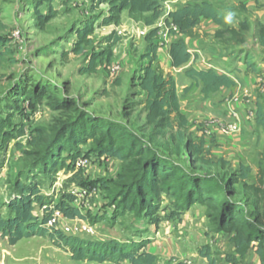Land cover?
I'll list each match as a JSON object with an SVG mask.
<instances>
[{"label":"rangeland","instance_id":"rangeland-1","mask_svg":"<svg viewBox=\"0 0 264 264\" xmlns=\"http://www.w3.org/2000/svg\"><path fill=\"white\" fill-rule=\"evenodd\" d=\"M187 2L190 1L180 0L170 7ZM48 5L58 14L41 29L37 25V13L45 14ZM106 10L107 5L98 0H53L50 4L44 0H0V43L10 52L0 57V217L9 215L7 206L17 194V183L39 184L44 202L50 205L63 192L84 187L90 190L91 198L82 200L77 207L86 215L83 221L94 226V234L76 236L99 242L146 240L149 242L146 251L156 253V264L183 261L228 264L225 256L232 253L233 246L226 234L215 232L211 208L194 204L181 212L171 196L160 194L155 196L158 210L152 218L161 221L155 227L144 214L128 212L117 205L116 186L121 174L137 173L141 149L166 160L186 177H210L225 183L228 176L247 168L246 185L257 186L261 179L260 187L264 191V47L258 39L259 28L264 26V0H256L253 7L226 6L222 13L224 25L205 23L188 35L195 40L192 49L199 51L194 53L198 56L197 66L218 74L232 73L235 79V88L222 89L204 102L196 92L184 93L181 87L186 81L177 78L180 108L190 122L188 132L204 141L208 159L218 164L213 167L195 162L171 137L145 123V97L136 80L142 64L146 63L140 59L148 31L142 22H133L123 12L119 26L96 30L92 47L85 48L82 55L70 52L75 39L73 30L87 20L98 19L96 23H99ZM240 22H246L248 30L241 31ZM110 33L120 37L113 47L111 63H105L93 74H81L89 54L108 45L106 37ZM246 62L252 67L244 65ZM115 65L120 67L119 71L111 73ZM37 85L50 88V96L58 102L73 103V108H57L48 97L34 96ZM234 96L239 98L233 106L240 114V131L219 137L218 124L232 121L227 105ZM259 110L261 118L257 116ZM82 119L93 120L103 130H109L111 145L122 149L125 160L102 155L99 147L107 142L97 135L74 147L80 157L89 161L87 166L76 169L71 148L69 152L59 148L51 168L46 172L35 170L33 157L41 150L35 147L39 142L37 130H43L53 141L60 126ZM61 134V141L66 143V137ZM234 189L233 198L247 209L252 220L258 216L264 225V198L242 185ZM172 213L178 214L170 218ZM64 224L60 220L59 225ZM200 251L208 253L209 260L202 258ZM0 264L99 263L72 261L66 251L55 247L47 238L34 236L13 246L0 239ZM240 264H258V261L254 255Z\"/></svg>","mask_w":264,"mask_h":264},{"label":"trees","instance_id":"trees-1","mask_svg":"<svg viewBox=\"0 0 264 264\" xmlns=\"http://www.w3.org/2000/svg\"><path fill=\"white\" fill-rule=\"evenodd\" d=\"M53 0H44L50 4ZM73 0H67L71 2ZM170 0H98L100 4H106V15L98 19L87 20L73 30L74 43L70 52L74 55H82L84 49L92 47L93 36L96 30L103 27H117L121 22V14L127 13L130 20L135 23L142 22L145 27L150 28L145 34L146 47L140 59L143 63L137 75V86L144 95L143 104L146 125L154 128L160 134H165L178 145L184 148L185 153L195 162L204 166H217L208 159L205 151V143L202 139H195L188 132L189 118L182 112L180 101L177 95L176 84L172 76H164L155 65L161 47L156 43L157 28L156 22L164 13V4ZM45 14L37 13V25L44 28L52 19L57 16V11L48 5ZM166 22H171L176 28L175 39L169 46L170 66L179 69L186 66L196 56L189 53L185 41L181 36H188L202 22L210 21L215 26L225 24V17L214 5L205 0H191L190 3L182 6H174L167 13ZM241 31L248 30L246 22H240ZM259 43L264 47V26H260ZM120 40L115 33L106 37L108 45L101 51L91 52L87 66L80 69L81 74H93L105 63H111L113 58V47ZM0 43V57L3 53H10L8 47ZM248 67H252V64ZM184 74L191 80V84L183 90L188 93L193 85L200 88L203 99L210 98L222 89H230L235 82L227 74H218L213 69H196L193 66L185 69ZM33 94L43 95L53 100L51 105L57 108L70 110L73 103L68 101L58 102L55 97L50 96L51 89L37 85ZM23 92V89H18ZM20 94V93H18ZM19 96V95H17ZM25 96V94H24ZM257 116L261 118L259 110ZM260 125L262 121L258 120ZM60 130L53 141L43 130H37V142L35 147L41 150L34 154L35 170L47 171L56 158L57 150L64 148V151L72 150V158L76 161L80 153L74 149L76 145L84 144L86 138H95L97 135L103 137L105 145L99 147L100 152L106 158H115L124 161L122 149L111 145L109 130H103L93 120L82 119L76 123L66 124L59 127ZM63 132L67 142L61 141ZM72 145H74L72 147ZM68 146V147H66ZM128 151H131L129 149ZM142 155L137 173L134 176L121 174L118 177L116 186L117 205L128 212L144 214L152 221V225L158 226L161 219L152 218L157 212L155 196L166 194L175 200V207L185 211L194 204L205 205L212 209L210 215L214 230L217 233L226 234L233 246V251L225 256L229 264L242 262L250 251H253L258 264H264V225L258 216L253 220L248 216L247 209L234 199L235 186L242 185L250 189L255 196L264 198V191L261 189L262 180L256 185H246L248 169L244 168L240 174L230 175L226 182L222 183L213 178H202L196 175L186 177L178 168L171 166L166 160L157 155L149 154L148 151L139 150ZM17 194L7 206L9 215L6 218L0 217V239L7 240L13 246L22 239L34 236L47 238L55 247L66 251L72 261L94 262L112 264H156V257L146 251L149 244L146 240L139 242L131 241H92L80 238L76 235H67L57 228V225H48L55 211L69 220H85L78 207L74 205L75 197L69 191L63 192L59 199L50 205L44 202L40 194V187L37 183L26 185L16 184ZM178 213H172L170 218ZM253 221V222H252ZM202 258L209 260V254L200 251Z\"/></svg>","mask_w":264,"mask_h":264},{"label":"built area","instance_id":"built-area-1","mask_svg":"<svg viewBox=\"0 0 264 264\" xmlns=\"http://www.w3.org/2000/svg\"><path fill=\"white\" fill-rule=\"evenodd\" d=\"M180 0H170L167 1L164 4V13L162 17L156 22L154 25V28H157V39L156 43L159 44L161 49H163L165 46H170V44L175 39V33H177V28L169 21L166 22L165 18L167 16V13L171 11L172 7H170V4H175ZM148 30L150 28H147ZM148 32V31H147ZM17 36L18 33H15ZM160 49V51H161ZM119 66L115 65L111 68V73H117L119 71ZM247 93H245L246 95ZM239 102V98L234 96L230 103L227 105V109L229 111V114L232 118L231 122H228L226 124H218V133L219 137H228L235 135L239 133L240 131V114L237 112L234 108V104ZM89 161L84 157H79L75 161L76 169L83 168L87 166ZM69 193L72 194L75 197L74 205L77 207V205L85 199L91 198V192L88 188H74L70 189ZM64 220V225H59L60 220ZM48 225H57V228L60 229L63 233L67 235H77L84 233L86 235H93L94 234V226L90 225L89 223L84 222L83 220H69L64 218L61 213L55 211L53 213V217L51 221H49ZM182 264H192L191 261H183Z\"/></svg>","mask_w":264,"mask_h":264},{"label":"crops","instance_id":"crops-1","mask_svg":"<svg viewBox=\"0 0 264 264\" xmlns=\"http://www.w3.org/2000/svg\"><path fill=\"white\" fill-rule=\"evenodd\" d=\"M191 2V0H189ZM207 2H209L210 4L216 6L220 11L221 13H223V9L226 7V6H237V5H244L245 7H253L255 6V1L256 0H205ZM190 2H187V3H190ZM185 3V4H187ZM224 15V14H223ZM225 17V16H224ZM205 23H212L210 21H205V22H202L198 27H201L203 24ZM213 26H215L213 23H212ZM197 27V28H198ZM195 28V29H197ZM193 29V30H195ZM192 30V31H193ZM181 38L185 41V44L188 48V51L189 53H191L193 56H196V59L195 61L193 62V60H191L186 66H184L183 68H179V69H173L171 68L170 66V60H169V45L168 46H165L163 49H161L160 53H159V58H158V61L156 62V66L159 70H162L164 71L166 74H169L170 76L173 77L174 81H175V84H176V88L178 87L177 85V78L179 77L180 80H184L186 81V84L184 86L181 87V89H185L187 88L190 84H191V80L186 77V75L184 74V71L185 69L193 66L194 68L196 69H204L202 66H197V61H198V56L197 55H194V53H197L199 51H195L192 49V47L195 45V40L193 41L192 38H190L189 36H181ZM245 65V64H244ZM227 74L234 82H235V79L232 77V73H225V72H222V74ZM178 74H180L178 76ZM234 87V86H233ZM235 88V87H234ZM232 89V88H230ZM229 90V89H228ZM197 93L198 95H201V92H200V88L196 85H193L192 89L187 93L188 95H192L193 93ZM201 98L203 99L202 95H201ZM209 99V98H208ZM208 99H203V101H207ZM233 249V248H232ZM253 251H250L246 258L245 259H253L254 257V253H252ZM155 257H156V253H152ZM198 257V256H197ZM241 263V262H240ZM239 263V264H240ZM229 264V263H228Z\"/></svg>","mask_w":264,"mask_h":264},{"label":"clouds","instance_id":"clouds-1","mask_svg":"<svg viewBox=\"0 0 264 264\" xmlns=\"http://www.w3.org/2000/svg\"><path fill=\"white\" fill-rule=\"evenodd\" d=\"M227 19L230 21V20H231V15H229V16L227 17Z\"/></svg>","mask_w":264,"mask_h":264}]
</instances>
